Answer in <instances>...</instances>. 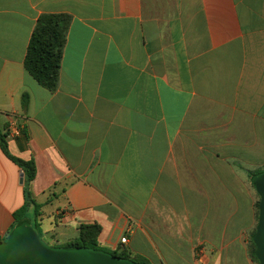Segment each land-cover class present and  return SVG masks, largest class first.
Segmentation results:
<instances>
[{"label":"crops","instance_id":"crops-1","mask_svg":"<svg viewBox=\"0 0 264 264\" xmlns=\"http://www.w3.org/2000/svg\"><path fill=\"white\" fill-rule=\"evenodd\" d=\"M41 14L70 17L54 92L23 68ZM0 132L49 246L98 225L150 264H256L264 0H0ZM23 203L0 149V239Z\"/></svg>","mask_w":264,"mask_h":264},{"label":"trees","instance_id":"trees-1","mask_svg":"<svg viewBox=\"0 0 264 264\" xmlns=\"http://www.w3.org/2000/svg\"><path fill=\"white\" fill-rule=\"evenodd\" d=\"M70 23V17L65 14H41L37 17L36 23L30 35L26 53L23 60V68L25 72L42 88L48 92H54L58 84L59 67L62 57L63 48L66 40V33ZM27 95L21 97V107L26 108ZM0 149L21 171L23 174V190L24 203L19 210L13 213L14 226L22 222H30L27 218L28 210L32 206L33 216H38L40 205L36 204L28 191L30 182L35 177V164L33 160L23 161L9 156L7 152V143L5 133L0 132ZM258 200L255 203V216L257 220ZM32 229L40 238L38 232L39 226L33 221L30 222ZM13 226V227H14ZM13 228H11L12 230ZM98 225H80L78 238L65 244L64 246H51L52 248H80L88 251L102 252L121 259L131 260L136 264H150L147 260L140 257H130L123 251H107L101 249L96 241L99 233ZM40 231V230H39ZM255 229L250 236V257L258 264L254 251L255 247L252 243V237ZM10 233V232H9ZM6 238L0 239V243Z\"/></svg>","mask_w":264,"mask_h":264},{"label":"water","instance_id":"water-1","mask_svg":"<svg viewBox=\"0 0 264 264\" xmlns=\"http://www.w3.org/2000/svg\"><path fill=\"white\" fill-rule=\"evenodd\" d=\"M22 178V175H20ZM22 180V179H21ZM258 196V215L252 243L258 264H264V171L251 178ZM0 264H136L102 252L80 248L56 249L45 245L29 222L13 227L0 243Z\"/></svg>","mask_w":264,"mask_h":264},{"label":"rangeland","instance_id":"rangeland-1","mask_svg":"<svg viewBox=\"0 0 264 264\" xmlns=\"http://www.w3.org/2000/svg\"><path fill=\"white\" fill-rule=\"evenodd\" d=\"M257 200H258V198H257ZM32 213H33V211L31 212V219L33 218ZM39 230H40V229H39ZM39 230H38V232H39V234H40V239H41V241H42L45 245L49 246L48 241L45 240V238L43 237V235H41V231H39ZM252 230H254V228H253ZM249 236H250V235H249ZM62 246H64V245H60V247H62ZM49 247H51V246H49ZM249 247H250V245H249Z\"/></svg>","mask_w":264,"mask_h":264},{"label":"built area","instance_id":"built-area-1","mask_svg":"<svg viewBox=\"0 0 264 264\" xmlns=\"http://www.w3.org/2000/svg\"><path fill=\"white\" fill-rule=\"evenodd\" d=\"M127 242V238L126 237H122L121 239H120V243L121 244H125Z\"/></svg>","mask_w":264,"mask_h":264}]
</instances>
